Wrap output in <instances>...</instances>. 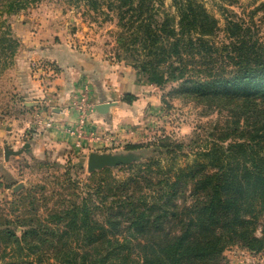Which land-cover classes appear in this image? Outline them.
<instances>
[{
    "label": "trees",
    "instance_id": "1",
    "mask_svg": "<svg viewBox=\"0 0 264 264\" xmlns=\"http://www.w3.org/2000/svg\"><path fill=\"white\" fill-rule=\"evenodd\" d=\"M6 1L8 11L26 6ZM86 3L116 12L120 38L130 41L122 43L144 55L139 66L151 82H177L171 94L224 113V123L218 141L182 166L162 164L184 147L167 135L127 144L150 148L115 167L128 176L103 168L80 199L17 216L24 228L0 233V264H230V246L262 250L264 42L236 21H227V42L211 41L218 21L198 0H171L173 13L162 11L163 0Z\"/></svg>",
    "mask_w": 264,
    "mask_h": 264
},
{
    "label": "rangeland",
    "instance_id": "2",
    "mask_svg": "<svg viewBox=\"0 0 264 264\" xmlns=\"http://www.w3.org/2000/svg\"><path fill=\"white\" fill-rule=\"evenodd\" d=\"M18 2V0H15ZM218 21V29L209 37L217 44L229 39L224 30L227 21H236L249 26L254 37L264 42V0H198ZM6 0H0V69L10 65L13 55L24 46V32L19 30L28 25L39 24L50 28L56 25L58 34L52 41L64 39L77 52L94 59L107 60L119 65L130 66L139 73V80L147 84L148 97L141 120L128 126L135 133L134 142L120 144L114 152L133 151L144 159L150 148L127 149L129 143L156 141L167 135L171 140L183 142L182 151L174 159L167 156L162 164L176 162L184 165L190 162L199 151L207 150L212 142H217L220 125L224 123V113L210 110L202 104L182 96L171 94L177 82L168 81L156 85L148 79V74L140 69L139 52L126 50L120 38L121 27L117 23L114 10L106 6L91 8L86 0H26L21 9L6 10ZM162 11L173 13L171 0H163ZM14 8V7H13ZM159 17V15H158ZM26 24V25H25ZM129 47V46H128ZM145 98V97H143ZM137 128V129H136ZM230 142H222L223 145ZM86 156L75 155L63 158L61 162L38 161L18 158L16 170L0 181V233L12 230L20 234L19 218H28L37 208L42 213L62 197L78 200L92 189V185L105 174H92L86 169ZM130 162V163H132ZM82 163V167H79ZM129 163V164H130ZM96 172V171H95ZM132 172L131 169L112 168L111 175L122 180ZM20 184L14 189V186ZM6 187V188H4ZM28 215V217H26ZM2 242L0 241V248ZM224 256L230 264H264V248L251 252L237 245L225 249ZM48 264V263H46Z\"/></svg>",
    "mask_w": 264,
    "mask_h": 264
},
{
    "label": "crops",
    "instance_id": "3",
    "mask_svg": "<svg viewBox=\"0 0 264 264\" xmlns=\"http://www.w3.org/2000/svg\"><path fill=\"white\" fill-rule=\"evenodd\" d=\"M28 27H19L25 35L24 46L16 51L9 66L0 69V181L16 170L20 157L61 162L91 151L114 152L120 144L134 142L136 132L130 133L128 126L141 120L148 101L147 84L139 80L137 70L87 57L64 39L52 41L58 34L56 25L47 29L44 24H35L31 32H25L30 31ZM41 62L50 63L54 74H42L38 67ZM83 85L90 87L95 104L112 103L105 112L96 109L90 115L93 134L100 136L97 141L86 136L78 142L65 130L75 120L69 105L71 95ZM125 94L134 99L126 101ZM39 110L51 114L53 127L37 126L34 113ZM26 143L22 152L4 158L5 147L18 149Z\"/></svg>",
    "mask_w": 264,
    "mask_h": 264
},
{
    "label": "built area",
    "instance_id": "4",
    "mask_svg": "<svg viewBox=\"0 0 264 264\" xmlns=\"http://www.w3.org/2000/svg\"><path fill=\"white\" fill-rule=\"evenodd\" d=\"M38 67L42 74H54V67L47 62H41ZM70 109L74 112V124L65 126V130L75 135L78 142L88 136L93 140H100L98 134H93L92 119L90 117L96 111V104L92 100L90 87L83 85L81 88L73 91L70 98ZM34 121L38 127L48 129L54 126V120L47 110H39L34 113Z\"/></svg>",
    "mask_w": 264,
    "mask_h": 264
},
{
    "label": "water",
    "instance_id": "5",
    "mask_svg": "<svg viewBox=\"0 0 264 264\" xmlns=\"http://www.w3.org/2000/svg\"><path fill=\"white\" fill-rule=\"evenodd\" d=\"M112 103H98L96 104V109L99 112H105L108 106ZM28 143L24 144L22 147L18 149H10L9 147L4 148V158L7 159L9 154H18L22 152ZM138 158V153L133 151L127 152H112V151H103L96 152L91 151L87 154L86 160V169L89 173L100 171L103 168H115L118 165L129 164L133 160ZM20 184L14 186V189L19 187Z\"/></svg>",
    "mask_w": 264,
    "mask_h": 264
}]
</instances>
